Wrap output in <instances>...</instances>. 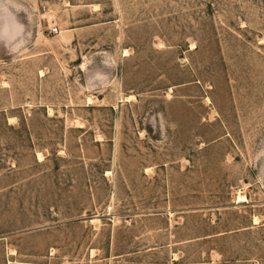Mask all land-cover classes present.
<instances>
[{"label": "rangeland", "instance_id": "rangeland-1", "mask_svg": "<svg viewBox=\"0 0 264 264\" xmlns=\"http://www.w3.org/2000/svg\"><path fill=\"white\" fill-rule=\"evenodd\" d=\"M0 264H264V0H0Z\"/></svg>", "mask_w": 264, "mask_h": 264}, {"label": "bare ground", "instance_id": "bare-ground-1", "mask_svg": "<svg viewBox=\"0 0 264 264\" xmlns=\"http://www.w3.org/2000/svg\"><path fill=\"white\" fill-rule=\"evenodd\" d=\"M125 55H127V53L125 52ZM124 55V56H125ZM133 96L132 95H130V96H127L126 98H125V100H129V99H131ZM88 100V103H91V101H92V99L91 98H88L87 99ZM38 158H41V155H39L38 156ZM238 202H240V201H243L244 200V196L243 195H241V194H239V196H238ZM245 201V200H244Z\"/></svg>", "mask_w": 264, "mask_h": 264}, {"label": "built area", "instance_id": "built-area-1", "mask_svg": "<svg viewBox=\"0 0 264 264\" xmlns=\"http://www.w3.org/2000/svg\"><path fill=\"white\" fill-rule=\"evenodd\" d=\"M57 31H58V27L57 26H52L50 28V32H52V33H56Z\"/></svg>", "mask_w": 264, "mask_h": 264}]
</instances>
